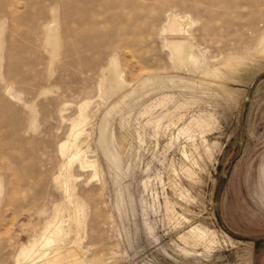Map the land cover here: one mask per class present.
I'll list each match as a JSON object with an SVG mask.
<instances>
[{
  "label": "rangeland",
  "instance_id": "rangeland-1",
  "mask_svg": "<svg viewBox=\"0 0 264 264\" xmlns=\"http://www.w3.org/2000/svg\"><path fill=\"white\" fill-rule=\"evenodd\" d=\"M0 264H264V0H0Z\"/></svg>",
  "mask_w": 264,
  "mask_h": 264
},
{
  "label": "bare ground",
  "instance_id": "bare-ground-1",
  "mask_svg": "<svg viewBox=\"0 0 264 264\" xmlns=\"http://www.w3.org/2000/svg\"><path fill=\"white\" fill-rule=\"evenodd\" d=\"M173 30H174V29H173ZM185 52H186V51H185ZM185 54H186V53H185ZM183 60H184V59H183ZM225 64H227V63H225ZM239 64H240V63H239ZM234 68H235V67L233 66V69H234ZM235 69H236V68H235ZM228 72H229V71H228ZM232 72H233V71H232ZM204 73H205V72H204ZM208 73H209V72H208ZM208 73H206V74H208ZM82 121H83V120H82ZM79 122H80V121H79ZM79 122H78V125H79ZM80 124H81V123H80ZM78 125H76V126L79 127ZM81 125H82V124H81ZM74 128H76L75 125H74ZM74 128H73V129H74ZM73 129H72V130H73ZM75 130H76V129H75ZM77 130H78V129H77ZM78 131H79V130H78ZM72 132H73V131H72ZM73 133H74V132H73ZM76 133H77V131L75 132V134H76ZM71 134H72V133H71ZM75 134H73V136H74ZM77 134H78V133H77ZM77 134H76V135H77ZM77 136H78V135H77ZM75 138H76V137H75ZM70 139H71V136H70L69 140H70ZM66 142H67V141H66ZM72 142H73V140H72ZM74 142H75V140H74ZM70 145H71V144H70ZM70 145H69V142H68V143H65V142H64V144H62V145L60 146V150H61L60 152H62V153H66V152L69 153V150L71 149V148H70ZM77 147H78V146H77ZM78 149H79V147H78ZM80 152H82V150H81V151H79V150L75 151V150H74L73 152L70 153V156H71L72 159L77 160L78 163L80 162L79 164H80V167H81V164H84V162H85V161H84L85 158L82 156L83 154L81 155ZM66 155H67V154H66ZM83 158H84V159H83ZM74 160H73V161H74ZM69 161H71V160H69ZM71 162H72V161H71ZM75 162H76V161H75ZM66 163H67V162H66ZM90 165H91V164H90ZM83 166H84V165H83ZM65 167H66V166H65ZM86 167H89V166L87 165ZM65 169H66V168H65ZM68 173H69V171H68ZM66 177L68 178L69 176H66ZM68 179H69V178H68ZM70 191H71V190H70ZM72 202H74V200H73ZM76 203H77V202H76ZM79 206H80V205H79ZM73 207H74V206H73ZM73 207H72V208H73ZM60 208H61V207H60ZM72 208H71V209H72ZM75 209H76V208H75ZM78 210H79V214H80V209H78ZM59 211H60V210H59ZM75 212H77V211H74V213H75ZM75 216H76V215H75ZM77 216H78V215H77ZM61 218H62V217H61ZM79 218H80V217H79ZM59 219H60V218H59ZM75 219H76V218H75ZM77 222H79V221L77 220ZM57 223H58V226H59V222H57ZM61 224H62V223H61ZM77 224H78V223H76V225H77ZM79 224H80V222H79ZM76 225H75V226H76ZM56 227H57V225H56ZM62 227H63V225H62ZM62 227L59 226V227L56 229V232H55V234L57 233V236H59V237H60V236H64V233H65L66 230H67V229H66V230L63 229ZM65 227H66V226H65ZM65 227H64V228H65ZM69 228H70V226H69ZM79 229H80V228H79ZM54 231H55V230H54ZM67 232H68V231H67ZM69 232H70V230H69ZM25 252H26V251H25ZM26 253H27V252H26Z\"/></svg>",
  "mask_w": 264,
  "mask_h": 264
}]
</instances>
